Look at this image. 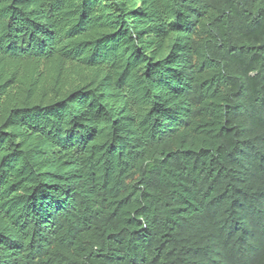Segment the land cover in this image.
<instances>
[{
    "label": "trees",
    "instance_id": "1",
    "mask_svg": "<svg viewBox=\"0 0 264 264\" xmlns=\"http://www.w3.org/2000/svg\"><path fill=\"white\" fill-rule=\"evenodd\" d=\"M0 264H264V0H0Z\"/></svg>",
    "mask_w": 264,
    "mask_h": 264
}]
</instances>
